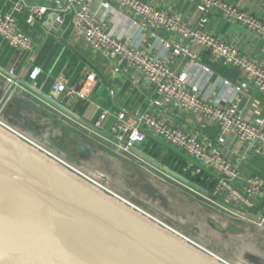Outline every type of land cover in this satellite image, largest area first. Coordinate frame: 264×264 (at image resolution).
<instances>
[{
    "label": "crops",
    "instance_id": "0c3cea01",
    "mask_svg": "<svg viewBox=\"0 0 264 264\" xmlns=\"http://www.w3.org/2000/svg\"><path fill=\"white\" fill-rule=\"evenodd\" d=\"M142 1L162 10L189 28H196L202 19H206L204 32L230 44L240 54L264 67V40L237 24L226 21L212 12L203 14L194 3L187 0ZM222 1L264 22V3L261 0ZM16 3L25 5L15 16L20 29L31 37L34 49L31 53L13 49L14 54L10 60L4 66H0V103L7 99L0 110V117L10 126L25 133H27L25 128L30 127L32 131L37 132L38 137L27 134L46 149L58 155L57 149L67 153L81 163V169L91 172L93 168L100 166L98 158L104 156L93 141L113 143L107 134L112 135L111 129L117 122L118 115L122 111L126 112L127 117L148 114L188 133L199 131L207 136L211 142L212 152L237 164L240 178L233 181L235 188L242 190L245 181L252 176L264 179V159L255 154L254 146L240 143L232 133H222L216 124H206L195 116L173 111L163 105L160 95L146 85L141 76L128 69L123 61L108 59L94 53L82 38L75 36L69 19H66L65 25L61 28L55 27L52 21L48 22L51 13L30 21L32 9L49 5V0H0V12H9ZM91 14L96 20L104 21L106 27L116 35L127 34L130 42L136 47L164 61H171L170 66L176 73L186 71L192 83L200 90L201 96L207 101L224 108L236 100L237 94L232 85L242 80L239 69L213 58L202 46L169 34L154 25L148 26L145 30H140L137 25L129 29V25L135 20L131 13L121 10L106 11L98 1L92 4ZM158 39L183 44L194 54L195 60L172 58ZM6 47L7 45L0 40V61ZM34 68H38L40 73L33 80L30 74ZM202 68H207L208 72L202 71ZM90 76H94V83L84 100L73 99V102H69L64 95L53 91L52 87L59 77L64 79L68 90L78 91L83 88ZM7 79H11L15 85V91L11 94L8 93L12 86L7 83ZM222 81H228L230 87L224 86ZM28 86L34 87L46 96L57 95L55 101L68 108L80 120L63 113L52 103L32 92ZM238 98V110L242 118L249 121L256 118L264 119V94L250 86L239 94ZM99 110L109 112L101 132L94 134L88 132L91 136L84 135L82 133L86 131L84 127H88L86 123L93 124ZM67 122L71 126V131L65 135L63 128L69 126ZM219 136L224 138L221 145L215 142ZM80 149L84 151L81 152ZM106 161L108 163L106 167L105 163L101 164L104 168L112 169L111 171L118 175L123 173L117 165L111 166L109 159ZM204 174L207 175L206 188L212 187L211 174L208 172ZM206 188L204 189L207 190ZM119 189L121 192L119 190L117 192L122 193L121 188ZM252 202L254 205L248 214L257 216L261 213L260 218H264V196ZM243 231L238 239H235L232 232L228 235V247L224 249L226 255L222 258L232 264L226 257L227 255L230 257L233 250L238 252V259L245 264L264 263V226L255 227L253 233L248 229Z\"/></svg>",
    "mask_w": 264,
    "mask_h": 264
},
{
    "label": "built area",
    "instance_id": "2783aa9c",
    "mask_svg": "<svg viewBox=\"0 0 264 264\" xmlns=\"http://www.w3.org/2000/svg\"><path fill=\"white\" fill-rule=\"evenodd\" d=\"M95 1L100 2L106 11L121 10L131 13L135 20L129 25V29L137 25L140 30H145L148 26L154 25L169 34L202 46L210 52L213 58L239 69L242 80L232 85L237 94L236 100L224 108L207 101L201 96L200 90L192 83L186 71L176 73L170 66L171 61H164L136 47L130 42L127 34L118 36L106 27L104 21L96 20L91 14V6ZM187 1L194 3L203 14L212 12L264 40V22L236 6L222 0ZM261 1L264 3V0ZM49 3L47 6L34 7L29 20L39 19L51 13L53 25L61 28L65 25L66 19H69L75 36L82 38L94 53L108 59L123 61L128 69L141 76L146 85L160 95L163 105L173 111L195 116L206 124H216L222 133H232L240 143L254 146L255 154L264 159V119L246 120L241 117L238 110V96L250 86L264 94V67L240 54L230 44L204 32L206 19H202L196 28H189L142 0H49ZM24 7L23 3H16L9 12H0V40L18 52L31 53L34 43L31 37L20 29L15 16ZM158 42L164 50L170 52L172 58L182 57L189 61L195 60L194 54L181 43H169L163 39H158ZM202 71L208 72V69L202 68ZM39 73L40 70L34 68L30 77L34 80ZM7 83L12 86L10 87L12 90L8 93L11 94L15 91V85L11 79H7ZM93 83L94 76H90L82 89L73 91L68 90L64 79L59 77L52 88L55 93L64 95L69 102H73V99H86ZM222 83L226 87L231 85L228 81H222ZM108 115V111L99 110L93 127H84L85 130L91 134L101 131ZM0 125L75 174L131 205L107 186L108 181L104 175L96 171L86 172L68 162L60 155L46 149L29 134L10 126L1 117ZM111 134L116 138L113 143L117 150L131 154L147 165L149 164L132 154L129 147L134 142H141L145 139L163 143L168 151H173L186 160L187 169L194 170V175H200L203 171L211 174L212 187L209 193L204 194L188 186L192 193L201 197L225 216L238 219L254 227L264 226V218L253 219L247 215L254 205L252 201L264 196V179L260 176H252L245 181V187L242 190L235 188L232 183L240 178L237 164L212 152L210 139L201 132L188 133L163 119L148 114L127 117L126 112L122 111L111 129ZM215 142L218 145L223 144V136H219ZM148 216L173 230L156 218ZM188 241L192 240L188 239Z\"/></svg>",
    "mask_w": 264,
    "mask_h": 264
},
{
    "label": "water",
    "instance_id": "95a60500",
    "mask_svg": "<svg viewBox=\"0 0 264 264\" xmlns=\"http://www.w3.org/2000/svg\"><path fill=\"white\" fill-rule=\"evenodd\" d=\"M52 18L49 15L48 22ZM28 88L80 120L55 101L57 95L52 98ZM6 100L0 103V110ZM25 131L38 137L30 127ZM149 144V139L134 142L129 150L164 175L209 193L146 154ZM57 152L80 167L81 163L67 153ZM247 215L261 217V213ZM0 264L229 263L108 194L0 125Z\"/></svg>",
    "mask_w": 264,
    "mask_h": 264
},
{
    "label": "rangeland",
    "instance_id": "374dc122",
    "mask_svg": "<svg viewBox=\"0 0 264 264\" xmlns=\"http://www.w3.org/2000/svg\"><path fill=\"white\" fill-rule=\"evenodd\" d=\"M67 125L69 126L63 128L65 135L71 131L69 122ZM82 133L91 136L87 130ZM93 142L104 155L98 158L100 166L93 168V171L104 175L108 181L107 186L131 205L147 212L183 237L192 240L194 244L222 258L226 255L224 249L228 247L227 240L231 232L235 239H238L243 230L254 232V226L219 213L201 197L192 193L184 183L164 175L154 166L144 164L126 152L117 150L114 143ZM157 142L159 154L156 160L160 162L167 149L163 143ZM107 159L111 166L117 165L123 175L104 168L101 164L105 163L106 167ZM119 188L122 193L117 192L120 191ZM231 252L233 254L226 258L232 264H239L241 259H238V252Z\"/></svg>",
    "mask_w": 264,
    "mask_h": 264
},
{
    "label": "trees",
    "instance_id": "16d2710c",
    "mask_svg": "<svg viewBox=\"0 0 264 264\" xmlns=\"http://www.w3.org/2000/svg\"><path fill=\"white\" fill-rule=\"evenodd\" d=\"M13 54L14 50L7 46L3 52V58L0 61V66H4L13 56ZM144 152L152 158L156 159L159 154V149L157 148L156 142L150 141V144L145 148ZM160 163L163 166H166L172 171L176 172L177 174L185 177L190 182L198 185L199 187L203 189L207 187V175L204 174L205 172L203 171L201 175H192L194 170H188L186 160L180 155L174 153L173 151L167 150L165 156L162 158ZM206 189L210 190V188Z\"/></svg>",
    "mask_w": 264,
    "mask_h": 264
},
{
    "label": "bare ground",
    "instance_id": "6f19581e",
    "mask_svg": "<svg viewBox=\"0 0 264 264\" xmlns=\"http://www.w3.org/2000/svg\"><path fill=\"white\" fill-rule=\"evenodd\" d=\"M4 119V118H3ZM141 199V198H140ZM180 202V201H179ZM137 210H140V211H142V212H144L143 210H141V209H139V208H137ZM144 213H147V212H144ZM148 214V213H147ZM148 215H150V214H148ZM151 216V215H150ZM190 242H192V241H190ZM193 243V242H192ZM204 249V248H203ZM205 251H207V250H205ZM207 252H209V251H207ZM211 253V252H210ZM214 255V254H213ZM215 256H217V255H215ZM218 257V256H217ZM218 258H220V257H218ZM221 259V258H220ZM230 264V263H229ZM239 264H245L244 262H241L240 261V263Z\"/></svg>",
    "mask_w": 264,
    "mask_h": 264
}]
</instances>
